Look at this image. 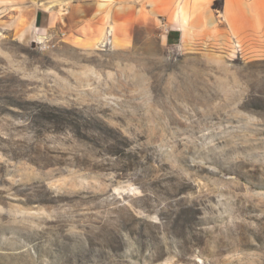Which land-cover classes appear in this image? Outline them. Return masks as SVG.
<instances>
[{
    "label": "rangeland",
    "instance_id": "374dc122",
    "mask_svg": "<svg viewBox=\"0 0 264 264\" xmlns=\"http://www.w3.org/2000/svg\"><path fill=\"white\" fill-rule=\"evenodd\" d=\"M12 1L0 264H264V35L191 50L138 26L127 47L109 28L106 48L40 49Z\"/></svg>",
    "mask_w": 264,
    "mask_h": 264
},
{
    "label": "crops",
    "instance_id": "0c3cea01",
    "mask_svg": "<svg viewBox=\"0 0 264 264\" xmlns=\"http://www.w3.org/2000/svg\"><path fill=\"white\" fill-rule=\"evenodd\" d=\"M36 1L13 0L16 12L8 20L23 29L29 41L49 36L90 49L112 28L122 48L131 44L135 28L141 26L154 29L167 43L195 50L209 41L226 45L225 35L233 33L254 35L250 41L264 35V0H220V10L213 8L217 0H44L42 6Z\"/></svg>",
    "mask_w": 264,
    "mask_h": 264
},
{
    "label": "built area",
    "instance_id": "2783aa9c",
    "mask_svg": "<svg viewBox=\"0 0 264 264\" xmlns=\"http://www.w3.org/2000/svg\"><path fill=\"white\" fill-rule=\"evenodd\" d=\"M112 35H113L112 30L108 28L105 32L104 40L100 43L101 48H106V47H109L112 45V39H113ZM52 39L53 38L49 37V36H39L33 42L38 44L40 49H47L50 47L47 44L49 42H52L53 41ZM58 41H60V39ZM58 41H56V42H58ZM54 43L55 42L52 43V46L55 45ZM236 48H237L236 53H239V54L243 53V50L240 49L239 45H236Z\"/></svg>",
    "mask_w": 264,
    "mask_h": 264
},
{
    "label": "trees",
    "instance_id": "16d2710c",
    "mask_svg": "<svg viewBox=\"0 0 264 264\" xmlns=\"http://www.w3.org/2000/svg\"><path fill=\"white\" fill-rule=\"evenodd\" d=\"M216 2H217V1H215V4L213 5V8H214V9H217V10H220L221 7H220V6H217V5H216Z\"/></svg>",
    "mask_w": 264,
    "mask_h": 264
}]
</instances>
